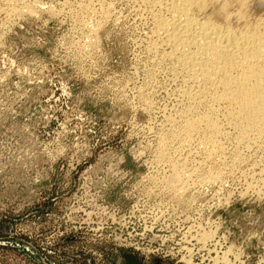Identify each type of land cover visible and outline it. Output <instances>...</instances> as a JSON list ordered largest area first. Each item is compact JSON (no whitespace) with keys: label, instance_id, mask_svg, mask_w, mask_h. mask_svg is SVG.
<instances>
[{"label":"rangeland","instance_id":"374dc122","mask_svg":"<svg viewBox=\"0 0 264 264\" xmlns=\"http://www.w3.org/2000/svg\"><path fill=\"white\" fill-rule=\"evenodd\" d=\"M141 3L0 0V264H264V129L186 136Z\"/></svg>","mask_w":264,"mask_h":264},{"label":"bare ground","instance_id":"6f19581e","mask_svg":"<svg viewBox=\"0 0 264 264\" xmlns=\"http://www.w3.org/2000/svg\"><path fill=\"white\" fill-rule=\"evenodd\" d=\"M141 1L150 20L145 33L150 61L172 76L184 104L175 116L186 136L211 131L207 136L215 146L213 133L226 124L237 131V140L263 131L264 17L250 15L258 0Z\"/></svg>","mask_w":264,"mask_h":264},{"label":"built area","instance_id":"2783aa9c","mask_svg":"<svg viewBox=\"0 0 264 264\" xmlns=\"http://www.w3.org/2000/svg\"><path fill=\"white\" fill-rule=\"evenodd\" d=\"M206 239H208V238H206ZM208 241H210V240H207L205 243H207ZM195 253H197V252H195Z\"/></svg>","mask_w":264,"mask_h":264}]
</instances>
